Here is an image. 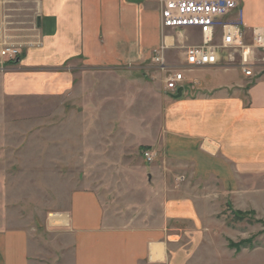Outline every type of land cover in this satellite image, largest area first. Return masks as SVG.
Instances as JSON below:
<instances>
[{
  "label": "crops",
  "instance_id": "0c3cea01",
  "mask_svg": "<svg viewBox=\"0 0 264 264\" xmlns=\"http://www.w3.org/2000/svg\"><path fill=\"white\" fill-rule=\"evenodd\" d=\"M0 1L27 5L37 32V41L20 46L18 63L2 74L3 92L12 97L70 96L83 74L146 65L162 39L158 0ZM240 19L246 42L254 30L264 36V0H242ZM179 56L176 65H183ZM182 70L180 97L179 89L159 93L161 133L149 167L159 212L114 228L95 193L74 192L67 216L60 214L73 238L72 264H185L179 234L199 232L215 203L246 199L255 209L264 200V73ZM179 176L186 184L176 183ZM183 225L191 229L178 228ZM29 251L25 231L0 229V264H31Z\"/></svg>",
  "mask_w": 264,
  "mask_h": 264
},
{
  "label": "rangeland",
  "instance_id": "374dc122",
  "mask_svg": "<svg viewBox=\"0 0 264 264\" xmlns=\"http://www.w3.org/2000/svg\"><path fill=\"white\" fill-rule=\"evenodd\" d=\"M26 6L0 1L4 41L22 47L37 41ZM161 35L173 45L166 67L177 64L185 46L201 43L196 29L161 28ZM263 51L255 52V75L264 73ZM150 62L83 74L67 97L6 95L0 72V229L26 232L31 264H72V235L65 225L50 224L49 216H67L76 191L95 193L105 223L114 228L153 220L159 212L149 167L156 163L151 146L161 133L159 93L167 72ZM175 181L186 184L182 176ZM214 206L199 232L179 234L185 264H264V200L255 209L246 199ZM189 238L198 241L189 247Z\"/></svg>",
  "mask_w": 264,
  "mask_h": 264
},
{
  "label": "built area",
  "instance_id": "2783aa9c",
  "mask_svg": "<svg viewBox=\"0 0 264 264\" xmlns=\"http://www.w3.org/2000/svg\"><path fill=\"white\" fill-rule=\"evenodd\" d=\"M242 0H158L160 26L168 30L196 29L200 44L185 46L183 65L166 67L164 54L171 45L169 37L153 51V64L167 72L166 92L174 93L184 81L185 68L234 67L244 76L254 78L255 52L264 50V36L259 30L252 33V42L245 41L241 24ZM1 32V30H0ZM0 34V72H5L21 57V47L4 41ZM168 41V40H167ZM222 55V56H221ZM150 162L152 155L144 153Z\"/></svg>",
  "mask_w": 264,
  "mask_h": 264
},
{
  "label": "bare ground",
  "instance_id": "6f19581e",
  "mask_svg": "<svg viewBox=\"0 0 264 264\" xmlns=\"http://www.w3.org/2000/svg\"><path fill=\"white\" fill-rule=\"evenodd\" d=\"M50 224L53 225H64L66 224V218L60 214H52L49 216Z\"/></svg>",
  "mask_w": 264,
  "mask_h": 264
},
{
  "label": "water",
  "instance_id": "95a60500",
  "mask_svg": "<svg viewBox=\"0 0 264 264\" xmlns=\"http://www.w3.org/2000/svg\"><path fill=\"white\" fill-rule=\"evenodd\" d=\"M18 61H19V59H17V60L15 61V63H18ZM180 95H181V89H179V90L177 91L176 98H179Z\"/></svg>",
  "mask_w": 264,
  "mask_h": 264
},
{
  "label": "trees",
  "instance_id": "16d2710c",
  "mask_svg": "<svg viewBox=\"0 0 264 264\" xmlns=\"http://www.w3.org/2000/svg\"><path fill=\"white\" fill-rule=\"evenodd\" d=\"M20 59V58H19Z\"/></svg>",
  "mask_w": 264,
  "mask_h": 264
}]
</instances>
